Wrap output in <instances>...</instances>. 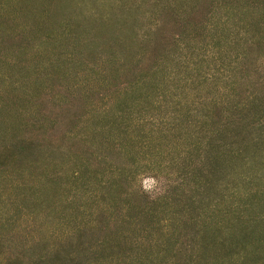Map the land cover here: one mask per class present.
Instances as JSON below:
<instances>
[{"label":"rangeland","instance_id":"rangeland-1","mask_svg":"<svg viewBox=\"0 0 264 264\" xmlns=\"http://www.w3.org/2000/svg\"><path fill=\"white\" fill-rule=\"evenodd\" d=\"M0 264H264V0H0Z\"/></svg>","mask_w":264,"mask_h":264},{"label":"clouds","instance_id":"clouds-1","mask_svg":"<svg viewBox=\"0 0 264 264\" xmlns=\"http://www.w3.org/2000/svg\"><path fill=\"white\" fill-rule=\"evenodd\" d=\"M140 184L143 189V191L151 193L155 191L158 187V181L157 179L153 178L150 175H145L140 179Z\"/></svg>","mask_w":264,"mask_h":264}]
</instances>
